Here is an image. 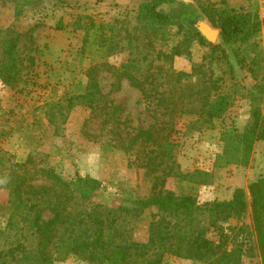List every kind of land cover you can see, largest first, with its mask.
<instances>
[{
  "label": "rangeland",
  "instance_id": "obj_1",
  "mask_svg": "<svg viewBox=\"0 0 264 264\" xmlns=\"http://www.w3.org/2000/svg\"><path fill=\"white\" fill-rule=\"evenodd\" d=\"M140 1L143 0H0V29L13 26L24 33L19 39L21 55L32 54L34 58L33 64L24 60V66L12 86L0 81V251L6 252L19 242L25 248L11 264H26L31 260L38 240L29 227L32 213H27L28 202L16 208L15 193L8 186L10 181H6L8 176L12 178L17 177L15 174L24 173L22 168L27 167L31 172L34 168L47 166L64 178L79 174L99 180L100 187L91 199L78 198L69 208L75 219H81V223L73 228V233L77 235L86 227L87 215L98 213L108 223L114 216L113 213L108 216L109 208L119 204L129 205V200L145 197L151 192L156 174L140 165V155L114 147V143L118 141L115 133L123 136L133 133L139 126L151 124L154 121L153 112L160 119H167L155 97L144 98L140 89L130 85L126 79L118 81L102 70L99 75L100 90L107 102L110 100L122 106L120 112L112 115L102 129L101 120L105 116L90 113L82 102L65 107L70 95L83 91L86 80L84 69L91 61L107 60L118 65L129 56L124 49L98 56L90 55L88 51L89 56L82 58L83 30L74 28L75 16H86L82 18L84 22L90 16L95 21L104 22H112L114 18L133 20ZM209 2L237 9L257 6L256 0H175L161 7L166 11L173 8L182 19L192 20V26L201 30L206 39L215 45L209 48L195 42L191 46V56H176L172 64L175 70L183 71L200 66L201 75L216 79L219 85L217 91L230 97L229 108L214 119L211 126L196 127L193 124L195 116L192 115L174 118L176 132L171 136L177 143L174 160L182 171L197 168L212 170L213 178L210 183L199 185L188 184L173 176L167 177L164 182L160 177L157 183L176 194L191 193L199 203L229 199L235 188H243L247 199L245 213L239 218L231 217L219 223L223 225L224 233L228 234V248L240 255V264H263L249 186L264 176V140L254 142L247 165L229 164L216 168L212 159L223 147L219 139L221 131L228 127L242 130L250 120L252 106L264 110V37L258 31L237 51H232L219 39V28L198 12L199 5ZM59 19L63 26L56 28ZM133 25L130 21L129 28ZM29 34L33 37L32 42ZM176 39L177 36H171L165 44L157 41L154 48L168 47ZM165 79L164 75H157L155 85L160 83L159 89L167 95L171 83H165ZM177 87H172L175 92ZM44 183L38 179H27L22 186L26 192L22 190L20 194L32 199V194L27 192L30 189L28 185ZM25 215L26 219H23ZM41 216L47 218L51 212L43 209ZM157 216V210L146 208L136 219L130 218L118 229L120 232L124 229V233L131 238L143 240L149 221ZM68 228L61 229L49 246V252L54 257L52 264H91L75 253L61 257L60 243L72 232ZM218 232L210 231L207 235L216 238ZM105 235L114 242V222L111 227L105 228ZM161 264L203 263L165 254Z\"/></svg>",
  "mask_w": 264,
  "mask_h": 264
},
{
  "label": "trees",
  "instance_id": "obj_2",
  "mask_svg": "<svg viewBox=\"0 0 264 264\" xmlns=\"http://www.w3.org/2000/svg\"><path fill=\"white\" fill-rule=\"evenodd\" d=\"M174 1H140L133 20L114 18L112 22H104L95 21L90 16L84 22L82 18L86 16H75L74 28L83 30L80 48L82 58L89 56L88 51L90 55L98 56L104 52L110 55L113 51L116 53L124 49L128 51L129 56L118 65L107 60L91 61L84 69L86 80L83 91L70 95L65 107L82 102L90 109V113L105 116L101 120L103 129L109 118L118 114L122 106L110 100L107 102L102 94L99 87V75L102 70L118 81L126 79L130 85L140 89L144 98L155 97L167 119H160L153 112L154 121L148 126H139L133 133H125L123 136L114 132L118 135L114 147L125 152L132 151L135 156L140 155V165L156 175L151 192L147 196L129 200V205L119 204L109 208L108 216L112 213L114 216L108 223L98 213L87 215L88 223L79 235L73 233V228L81 223V219H75L69 208L78 198L91 199L100 187L98 179L79 174L64 178L52 167L47 166L34 168L31 172L24 167V173L14 175L17 177L8 176V186L11 192L15 193V207L19 208L28 202L27 213H32L29 227L38 239L32 259L26 264H52L54 257L49 252V246L58 237L59 231L67 230L68 227L72 232L60 243L63 253L61 257L75 253L91 264H161L165 254L203 264H240V255L228 248V234L224 233V227L219 221H226L231 217L239 218L245 213L247 199L243 188H235L229 199L199 203L191 193L176 194L171 189L158 186L157 183L160 177L164 182L171 176L191 185L211 182L212 170L197 168L182 171L179 163L174 160L177 144L171 138L176 132L174 118L192 115L195 116L193 124H196V127L211 126L213 120L222 116L230 106L229 95L219 93L217 80L210 75L203 77L200 66L192 67L190 71L173 68L176 56H191V46L195 42L209 48L215 47L192 26V20L182 19L173 8L166 11L161 7ZM198 12L219 28V39L225 46L231 47L232 51H237L241 44L248 42L259 31L257 6L237 9L209 2L199 5ZM130 21L134 23L131 28ZM62 26V20L59 19L55 27ZM172 28L175 29L173 32L170 31ZM23 34L13 26L0 29V81L6 85L12 86L16 82L24 60L33 64L32 54L21 55L19 39ZM171 36H177L171 45L154 48L155 42L165 44ZM28 38L32 42L31 34ZM157 75H164L165 83H171L167 95L164 90L159 89L160 83L155 85ZM176 85L178 87L175 92L172 87ZM219 139L223 142V147L212 159L214 167L222 168L229 164L247 165L254 142L264 140V110L259 106H252L250 120L243 129L228 127L220 132ZM27 179L46 182L38 186L28 185L30 189L27 192L32 194V199L24 198L20 194ZM249 195L252 215L261 239L260 248L264 264V176L250 184ZM146 208H154L159 216L149 221L145 239L136 240L124 233V229L119 231V225L123 226L130 218L136 219ZM43 209H48L51 216L43 218ZM10 218L11 215L7 221ZM23 219H26V215ZM112 222L114 242L105 235V228L111 227ZM214 230L219 231L216 238L207 235ZM24 251L21 242L6 252L0 251V264H11L16 260V256Z\"/></svg>",
  "mask_w": 264,
  "mask_h": 264
},
{
  "label": "built area",
  "instance_id": "obj_3",
  "mask_svg": "<svg viewBox=\"0 0 264 264\" xmlns=\"http://www.w3.org/2000/svg\"><path fill=\"white\" fill-rule=\"evenodd\" d=\"M257 17L259 21V35L264 37V0H256Z\"/></svg>",
  "mask_w": 264,
  "mask_h": 264
},
{
  "label": "water",
  "instance_id": "obj_4",
  "mask_svg": "<svg viewBox=\"0 0 264 264\" xmlns=\"http://www.w3.org/2000/svg\"><path fill=\"white\" fill-rule=\"evenodd\" d=\"M200 31V33L205 37V34L203 33V32H201V30H199ZM206 38V37H205ZM208 40V39H207Z\"/></svg>",
  "mask_w": 264,
  "mask_h": 264
}]
</instances>
